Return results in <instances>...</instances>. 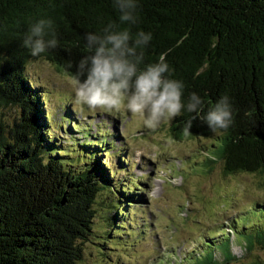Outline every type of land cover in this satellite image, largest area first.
Returning <instances> with one entry per match:
<instances>
[{"label":"trees","instance_id":"1","mask_svg":"<svg viewBox=\"0 0 264 264\" xmlns=\"http://www.w3.org/2000/svg\"><path fill=\"white\" fill-rule=\"evenodd\" d=\"M139 5L138 22L120 28L152 33L140 67L165 61L171 78L184 83V103L191 93L204 102L203 111L185 109L173 120L174 134L214 135L204 118L227 95L234 123L208 148L206 164L223 161L226 174L264 175V0H139ZM40 19L54 22L59 47L33 57L23 39ZM110 22L119 24L112 0H0V264L84 261L82 242L93 231L95 206L111 188L110 171L97 157L102 141L81 166L56 155L44 131L41 97L25 65L42 57L73 77L75 64L87 52L84 34L100 33ZM10 107L18 108L19 116L7 119L4 109ZM66 114L71 116L69 110ZM250 210L256 216L264 213V205ZM119 212L112 217L116 222ZM253 224L237 231L247 236L241 242L250 251L256 243L264 245V221ZM228 237L222 260L216 258L219 243L210 241L206 247L211 250L205 247L189 264H247L231 253L235 242Z\"/></svg>","mask_w":264,"mask_h":264},{"label":"rangeland","instance_id":"2","mask_svg":"<svg viewBox=\"0 0 264 264\" xmlns=\"http://www.w3.org/2000/svg\"><path fill=\"white\" fill-rule=\"evenodd\" d=\"M25 74L41 97L44 131L55 154L81 166L102 141L97 157L112 173L111 188L95 206L93 231L82 242V264H189L210 241L219 243L216 258L222 260L228 236L235 242L231 253L240 261L264 264V245L246 250L247 236L237 233L250 222L260 226L264 221V213L254 216L250 210L264 205V175L226 174L223 161L209 167L205 157L218 134L179 137L173 120L148 129L143 117L123 106L90 111L74 103V78L42 57L29 60ZM4 113L13 119L19 109ZM119 210L116 222L112 217Z\"/></svg>","mask_w":264,"mask_h":264},{"label":"clouds","instance_id":"3","mask_svg":"<svg viewBox=\"0 0 264 264\" xmlns=\"http://www.w3.org/2000/svg\"><path fill=\"white\" fill-rule=\"evenodd\" d=\"M112 3L119 13V24L110 22L100 33L84 34L87 52L75 64L74 103L90 111H119L123 106L132 115L143 117L148 129L174 120L185 109L189 113L203 111L204 102L196 93H191L187 104L184 103V83L171 78L172 70L165 61L140 67L152 33L139 30L133 34L130 28H120L138 22L139 0H112ZM23 47L33 57L58 48L54 22L40 19L31 24ZM193 119L196 117L187 121L185 134H190ZM204 119L212 133H226L234 123L229 97H221Z\"/></svg>","mask_w":264,"mask_h":264}]
</instances>
